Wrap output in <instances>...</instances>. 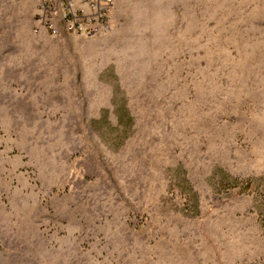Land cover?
<instances>
[{
    "label": "rangeland",
    "instance_id": "rangeland-1",
    "mask_svg": "<svg viewBox=\"0 0 264 264\" xmlns=\"http://www.w3.org/2000/svg\"><path fill=\"white\" fill-rule=\"evenodd\" d=\"M0 0V264H264V0H116L94 38Z\"/></svg>",
    "mask_w": 264,
    "mask_h": 264
},
{
    "label": "built area",
    "instance_id": "built-area-1",
    "mask_svg": "<svg viewBox=\"0 0 264 264\" xmlns=\"http://www.w3.org/2000/svg\"><path fill=\"white\" fill-rule=\"evenodd\" d=\"M115 7L116 0H42L37 26L53 37L94 38L112 30Z\"/></svg>",
    "mask_w": 264,
    "mask_h": 264
}]
</instances>
